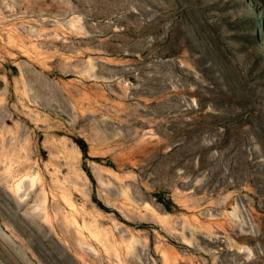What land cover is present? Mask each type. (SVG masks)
Masks as SVG:
<instances>
[{"label": "rangeland", "instance_id": "obj_1", "mask_svg": "<svg viewBox=\"0 0 264 264\" xmlns=\"http://www.w3.org/2000/svg\"><path fill=\"white\" fill-rule=\"evenodd\" d=\"M0 264H264V0H0Z\"/></svg>", "mask_w": 264, "mask_h": 264}, {"label": "trees", "instance_id": "obj_2", "mask_svg": "<svg viewBox=\"0 0 264 264\" xmlns=\"http://www.w3.org/2000/svg\"><path fill=\"white\" fill-rule=\"evenodd\" d=\"M76 143L78 144L80 150L82 151L83 156H84L85 158H87V157H88V146H87L86 142H85L84 140L81 139V140H77ZM87 171H88V170H87ZM88 173H89V171H88ZM90 177H92L91 174H90ZM160 201H162V199H161ZM170 204L173 205V206L175 207V204H173L172 200H169V205H170ZM99 205H101V204H99ZM101 207H102L103 209H105L106 211H108V209L105 208L104 206L101 205ZM168 207H169V208H167V209H168V211H170L171 208H170V206H168Z\"/></svg>", "mask_w": 264, "mask_h": 264}]
</instances>
